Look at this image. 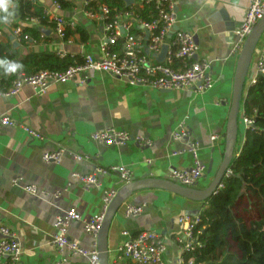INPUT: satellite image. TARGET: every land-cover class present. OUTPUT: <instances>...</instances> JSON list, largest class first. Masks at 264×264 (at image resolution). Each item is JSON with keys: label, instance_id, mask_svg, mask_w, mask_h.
I'll use <instances>...</instances> for the list:
<instances>
[{"label": "crops", "instance_id": "crops-1", "mask_svg": "<svg viewBox=\"0 0 264 264\" xmlns=\"http://www.w3.org/2000/svg\"><path fill=\"white\" fill-rule=\"evenodd\" d=\"M72 1L75 3L72 10L60 9L58 13L75 22V26L83 27L85 39L80 33H75L62 40L54 29L38 22L24 26L42 29L41 40L32 36L30 40H18L12 35L10 26L1 23L3 34L0 42L10 40L21 55L44 51L59 54L62 51L65 56L84 59L91 54L96 60H101L104 22L98 16L93 18L86 14L85 0ZM174 1L179 15L177 27L193 33L200 47L195 59L208 61L211 65L209 72L215 79L212 89L204 93L193 89L160 90L131 85L106 71H92L85 83L79 79L52 82L44 93H38L30 85H24L13 96L5 95L7 91L0 89V115L10 116L19 122L14 127H0V219L17 233L21 242L22 254L17 264H88L85 258L69 253L66 254L67 261H62L53 242L56 219L76 208L82 220L71 222L69 236L90 248L94 239L85 231L83 219H90L101 212L105 190L116 189L119 193L125 183L118 173L111 172L98 175L99 187L85 189L74 173L87 175L97 167L126 165L131 168L135 180L147 177L169 179L171 170L191 168L195 163L185 141L173 137L183 121L192 133L191 139L200 144L199 157L206 165V173L211 167L197 186L206 187L215 177L225 154L240 53L234 51L237 39L233 27L236 29L245 21L251 0ZM40 2L47 8L53 7V0ZM259 44L261 50L257 52L256 49L254 55L256 62L264 50V34ZM167 52V48L162 49L157 58H164ZM250 84H253L251 78L245 88ZM239 112L240 128L245 132L242 103ZM21 124L37 130L44 139L30 136ZM111 127L142 135L150 139L152 145L140 146L134 140L125 144L92 140L91 134L95 130ZM214 134L219 135L216 141L211 139ZM61 147L66 152L58 163L43 160L46 151ZM72 153L88 158L76 160ZM15 178H20L23 184L37 186L38 193L32 194L14 185ZM143 203L146 206L140 216L125 215L127 205ZM201 206V201H193L165 189L133 191L111 222L109 263L116 259L117 249L126 238L122 234L124 230L133 235L153 230L159 232L168 247L166 261L177 264L180 256L177 241L183 231L178 219L181 215L196 214Z\"/></svg>", "mask_w": 264, "mask_h": 264}, {"label": "built area", "instance_id": "built-area-1", "mask_svg": "<svg viewBox=\"0 0 264 264\" xmlns=\"http://www.w3.org/2000/svg\"><path fill=\"white\" fill-rule=\"evenodd\" d=\"M37 1V0H33ZM91 0H85L87 5ZM154 1L158 15L152 20H143L134 10L119 11L115 9L113 19H110L111 8L105 3L101 5L98 12L86 9L90 17H99L104 22V39L101 44L103 58L96 60L91 54L84 57L83 62L70 65L64 70L41 69L40 71L27 74L19 72L13 80L12 87L5 93L7 96L16 95L24 85H30L38 93H44L50 83H64L79 79L85 83L92 71H106L112 75L125 80L131 85H143L160 90H188L193 89L197 93H204L212 89L215 79L209 72L210 63L205 60L195 59L199 52V45L193 33L178 28L179 15L174 0H134L129 6L138 4L144 7V2ZM126 2V0H125ZM17 3V0H15ZM128 5V4H127ZM53 7H46V15L55 23L54 30L64 40L65 28L70 26L74 29L75 22L67 20L60 11V5L53 0ZM56 8L57 11H54ZM264 17V0H251L247 9L245 21L233 30L236 45L234 51H241L243 44L252 32L257 22ZM109 19V20H108ZM36 17H28L19 20L11 16L8 25L12 35L18 40H30L31 35L24 33V24L38 23ZM3 30L0 28V35ZM146 34L148 35L146 37ZM168 49L166 56L157 58L162 49ZM61 57L65 56L62 51L58 52ZM178 62L179 66H175ZM258 74H264V50L257 60ZM257 74V75H258ZM257 75H253L251 82L255 83ZM246 127L254 122L252 117H243ZM19 122L7 115H0V127H14ZM24 130L32 137L40 140L44 136L37 130L21 124ZM192 133L185 121L181 122L173 133L176 140L185 141L186 148L193 153L195 163L191 168L173 169L170 171L169 179L188 187L196 186L200 178L206 173V165L199 157L200 144L191 139ZM93 141L106 144H125L134 140L140 146H150L152 141L142 135H133L126 130L117 128H105L95 130L91 134ZM219 135H212L211 139L216 141ZM66 152L64 147L46 151L43 160L46 163H58ZM76 160H83L87 156L72 153ZM118 173L124 183L133 180V173L126 165H112L111 167H97L94 172L83 175L75 172L74 175L80 179L85 189L99 187V174ZM232 170L228 167L225 175H230ZM13 184L21 186L26 191L37 194L38 187L23 184L20 178H15ZM118 195L116 189H107L103 194V208L101 212L90 219H83L84 229L92 235L94 241L90 248L82 246L72 240L69 236L71 222L82 220L80 212L71 208L57 217L53 242L62 256V261H67L66 254L83 257L88 264H102L99 236L105 223L106 215L110 205ZM146 204H129L126 206L125 215L128 217L140 216ZM201 209L193 215H181L178 219L183 231L178 238L180 256L177 264H194L193 260L187 262L184 254L193 251L201 245L198 235L195 234V226L200 221ZM122 234L126 237L118 247L116 259L111 264H169L166 261L168 247L161 238L159 232L145 230L133 235L124 230ZM22 248L17 233L0 219V264H17L21 259Z\"/></svg>", "mask_w": 264, "mask_h": 264}, {"label": "trees", "instance_id": "trees-1", "mask_svg": "<svg viewBox=\"0 0 264 264\" xmlns=\"http://www.w3.org/2000/svg\"><path fill=\"white\" fill-rule=\"evenodd\" d=\"M55 1L61 10H72L75 6L72 0ZM105 3L111 8L110 19H113L115 9L134 10L143 20H152L158 15L154 1L144 2V7L140 8L138 4L127 5L125 0H91L86 9L98 12ZM45 10L46 5L40 0H17L14 16L21 20L36 17L42 26L54 29L55 23ZM24 33H29L36 40L43 38V30L39 27L26 26ZM75 33L86 38L83 27L72 29L67 26L64 39ZM0 58L23 64L20 72L27 74L41 69L64 70L84 60L71 55L61 57L50 51L21 55L10 40L0 42ZM175 66L179 63L176 62ZM18 74L5 75L0 69V89L8 91ZM241 103L243 117H252L254 122L245 129L239 153H233L229 165L232 173L225 175L216 192L202 202L200 221L195 226L201 245L184 254L185 262L264 264V74H258L256 82L244 89Z\"/></svg>", "mask_w": 264, "mask_h": 264}, {"label": "water", "instance_id": "water-1", "mask_svg": "<svg viewBox=\"0 0 264 264\" xmlns=\"http://www.w3.org/2000/svg\"><path fill=\"white\" fill-rule=\"evenodd\" d=\"M133 2L134 0H126V3L128 5L132 4ZM227 26L229 29V23H227ZM233 29H235V27H233ZM263 34L264 17L257 22L252 32L248 35L238 56L233 86L232 105L227 124L225 154L215 177L212 179V181H210V183L206 187L183 186L171 179L157 177H147L138 180L133 179L129 183H126L110 205L106 215L105 223L103 225V229L99 236V249L102 264H110L108 235L111 222L118 209L121 208L123 203L133 191L143 188H160L172 191L188 199H193L194 201L201 202L206 201L216 192L223 177L225 176L226 169L229 167L231 159L233 157L234 147L237 142L238 131L240 128L239 111L241 105V98L244 94V89L247 85L248 76L249 78H252L254 75L253 72L249 74V70L257 49V45L259 44ZM210 171L211 167L208 169L205 176H207Z\"/></svg>", "mask_w": 264, "mask_h": 264}, {"label": "clouds", "instance_id": "clouds-1", "mask_svg": "<svg viewBox=\"0 0 264 264\" xmlns=\"http://www.w3.org/2000/svg\"><path fill=\"white\" fill-rule=\"evenodd\" d=\"M15 0H0V23L8 24L11 16L14 15ZM23 64L0 58V69L5 75L16 74L23 70Z\"/></svg>", "mask_w": 264, "mask_h": 264}, {"label": "rangeland", "instance_id": "rangeland-1", "mask_svg": "<svg viewBox=\"0 0 264 264\" xmlns=\"http://www.w3.org/2000/svg\"><path fill=\"white\" fill-rule=\"evenodd\" d=\"M259 45H258V48H257V52H260V50H261V46H259ZM251 72H253L254 75H257L259 73L257 62L255 61L254 58L252 60L251 66H250L249 74ZM248 78H249V76H248ZM248 78H247V81H248ZM240 120H241V115H240V112H239V125H241L240 124V122H241ZM243 140H244V132L242 131V128H239L237 142H236L235 147H234V154H236L237 152H239L241 150ZM190 200H193V199H190Z\"/></svg>", "mask_w": 264, "mask_h": 264}]
</instances>
